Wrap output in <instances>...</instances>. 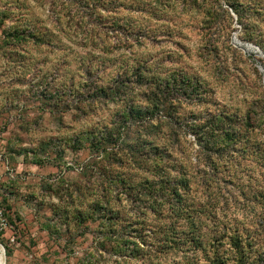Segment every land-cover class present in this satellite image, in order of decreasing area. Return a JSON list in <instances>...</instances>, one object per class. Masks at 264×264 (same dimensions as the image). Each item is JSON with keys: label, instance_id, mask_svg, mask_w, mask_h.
I'll list each match as a JSON object with an SVG mask.
<instances>
[{"label": "rangeland", "instance_id": "1", "mask_svg": "<svg viewBox=\"0 0 264 264\" xmlns=\"http://www.w3.org/2000/svg\"><path fill=\"white\" fill-rule=\"evenodd\" d=\"M0 153L4 264H264V0H0Z\"/></svg>", "mask_w": 264, "mask_h": 264}, {"label": "trees", "instance_id": "2", "mask_svg": "<svg viewBox=\"0 0 264 264\" xmlns=\"http://www.w3.org/2000/svg\"><path fill=\"white\" fill-rule=\"evenodd\" d=\"M160 86H162V85L161 84H156V88L160 87ZM164 86H168V85H164ZM185 92H187L186 95L191 96L193 93L196 92V88L192 87V89H187V90H185ZM111 93L112 92L106 93V91L104 89H100L99 91L95 92L94 97L99 98L103 94L105 97H110L111 96L112 98H114L115 94H111ZM114 93H117V92H114ZM151 103H152L151 105L153 107L152 111L147 110V109L146 110L137 109V108L133 107L131 109V111H132L131 114L132 115H136V116L139 115V117H141V115H143V114L155 115V113L158 112L156 110H160V109H165L166 108L165 107L166 101L164 99H162V98L157 99V100H154V99L151 98ZM167 107H168V105H167ZM225 128L226 127H224V121H218L217 120V121H214V122L211 123V125L209 127V130H208V133L204 134V136H203L204 139L205 138L208 139L207 140V144H211V146L207 145V147H213L212 143L210 141H212L214 139V142H213V145H214L215 142L218 141L215 137H216V135H219L220 132H223L222 135H220V136H223V135H224V137H226L227 135L230 136V130L225 129ZM228 136H227V138H228Z\"/></svg>", "mask_w": 264, "mask_h": 264}, {"label": "built area", "instance_id": "3", "mask_svg": "<svg viewBox=\"0 0 264 264\" xmlns=\"http://www.w3.org/2000/svg\"><path fill=\"white\" fill-rule=\"evenodd\" d=\"M3 155L0 153V162L3 160ZM9 222L5 216L4 208L2 207L1 200H0V233L5 232L9 228ZM12 241H14V237L12 238Z\"/></svg>", "mask_w": 264, "mask_h": 264}, {"label": "bare ground", "instance_id": "4", "mask_svg": "<svg viewBox=\"0 0 264 264\" xmlns=\"http://www.w3.org/2000/svg\"><path fill=\"white\" fill-rule=\"evenodd\" d=\"M0 258L2 261V264H4V257L2 256V248L0 247Z\"/></svg>", "mask_w": 264, "mask_h": 264}, {"label": "water", "instance_id": "5", "mask_svg": "<svg viewBox=\"0 0 264 264\" xmlns=\"http://www.w3.org/2000/svg\"><path fill=\"white\" fill-rule=\"evenodd\" d=\"M2 249H3V253H5V252H4V248H3V247H2Z\"/></svg>", "mask_w": 264, "mask_h": 264}]
</instances>
